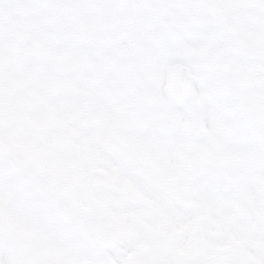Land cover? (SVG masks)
Wrapping results in <instances>:
<instances>
[{
  "label": "clouds",
  "instance_id": "9594fccd",
  "mask_svg": "<svg viewBox=\"0 0 264 264\" xmlns=\"http://www.w3.org/2000/svg\"><path fill=\"white\" fill-rule=\"evenodd\" d=\"M0 264H264V0H0Z\"/></svg>",
  "mask_w": 264,
  "mask_h": 264
}]
</instances>
